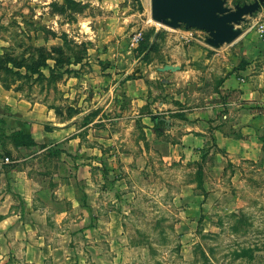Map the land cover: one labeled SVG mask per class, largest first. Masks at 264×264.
<instances>
[{
	"label": "rangeland",
	"instance_id": "1",
	"mask_svg": "<svg viewBox=\"0 0 264 264\" xmlns=\"http://www.w3.org/2000/svg\"><path fill=\"white\" fill-rule=\"evenodd\" d=\"M72 1L0 0V56L46 65L39 77L8 64L10 73L0 70V91L38 97L63 115L73 110L72 100L63 98L69 79H77L70 82L77 87L84 75L95 79L107 69L121 75L112 102L114 115L124 117L116 127L117 147L137 154L144 147L152 154L139 158L134 171L118 168L121 202H109L104 210L114 211L107 220L119 232L120 246L91 253L100 255L91 264H264V50L251 20L264 5L236 26L239 37L215 48L204 31L157 24L150 0ZM254 1L225 0V7L233 11ZM167 63H180L190 75L166 94L172 109L184 106L172 101L181 94L186 109L206 112L200 108L213 106L215 121L202 126L210 135L198 153L181 151L182 127L190 120L184 113L163 114L159 103L166 88L160 80L146 79V104L129 95L127 81L144 79L145 70ZM228 79L232 84L225 88ZM147 114L152 128L139 117ZM107 116L110 106L102 117ZM94 117L91 112L83 123ZM5 126L0 119V146L13 144L8 137L17 132L6 135ZM220 131L229 138V152L213 137ZM171 146L178 160L162 161ZM61 254L43 253L42 264H54ZM6 258L0 250V264Z\"/></svg>",
	"mask_w": 264,
	"mask_h": 264
},
{
	"label": "crops",
	"instance_id": "2",
	"mask_svg": "<svg viewBox=\"0 0 264 264\" xmlns=\"http://www.w3.org/2000/svg\"><path fill=\"white\" fill-rule=\"evenodd\" d=\"M164 65H175L179 70L159 72L160 67L155 71L145 70L146 78L126 82L129 95L133 102L146 104V79L160 80L166 88L165 100L159 103L160 109L166 111L163 114L184 113L190 120L182 127L181 151L198 153L195 150L202 148L210 135L205 137L202 126L215 121L211 115L213 106L200 108L207 109L206 112L186 109L188 103L181 94L172 101L184 106L172 109L166 94H171L175 82L185 83L179 81L187 80L190 75L180 63ZM120 76L107 69L95 79L84 75L85 80L81 78L77 87L76 83H70L77 79H69L64 85L63 98L72 100L68 104L73 110L70 114L64 111L63 115L55 114L54 108L47 107L38 97L23 98L19 92L0 91V119L6 124L5 134L20 131L35 143L30 147L8 143L0 146V160L7 158L10 162L0 164V250L7 253L4 264H42L43 253H62L54 264H91L100 258L99 254L91 253L119 248V232L107 220L114 219V211L108 213L104 207L109 202L115 205L120 201L116 192L124 180L118 177V168L134 171L139 158L148 160L152 154V150L144 147L139 154L133 149L120 150L115 141L121 136L116 127L124 120L114 115L117 109L112 105L119 93ZM229 84H232L229 79L224 81L225 88ZM109 106L112 117H102ZM91 112H95V117L83 123ZM151 115L139 116L148 128H152ZM129 123L132 125L135 120ZM129 129L132 127L128 126ZM220 133L219 137H213L229 152V138ZM177 156L171 146L161 160L175 161Z\"/></svg>",
	"mask_w": 264,
	"mask_h": 264
},
{
	"label": "water",
	"instance_id": "3",
	"mask_svg": "<svg viewBox=\"0 0 264 264\" xmlns=\"http://www.w3.org/2000/svg\"><path fill=\"white\" fill-rule=\"evenodd\" d=\"M153 20L172 29H198L208 34L206 42L219 47L234 41L240 35L236 26L252 16L264 5V0L235 6L234 10L225 7V0H150ZM159 72L178 71L173 65H164Z\"/></svg>",
	"mask_w": 264,
	"mask_h": 264
},
{
	"label": "trees",
	"instance_id": "4",
	"mask_svg": "<svg viewBox=\"0 0 264 264\" xmlns=\"http://www.w3.org/2000/svg\"><path fill=\"white\" fill-rule=\"evenodd\" d=\"M64 2L67 4L73 3L72 0H64ZM78 61H79V59H77V62ZM56 63H57V61H55V64ZM8 64H11L12 68H14V69H17V70L24 69L26 74H30V75L37 74L39 77L43 76V74L40 71V68L46 66L44 61H41L40 63H33V62L32 63H25V62L23 63L16 58L6 59V58L0 56V70H3L4 72L10 73L11 69L7 67ZM51 71L52 70H50V72ZM50 74H52V72ZM154 132L157 135L160 134V130L158 128H154ZM8 138L11 139V141L13 142V145H15L16 147H18V146L30 147V146L35 145V143L30 138V136L25 135L20 131L11 133Z\"/></svg>",
	"mask_w": 264,
	"mask_h": 264
},
{
	"label": "built area",
	"instance_id": "5",
	"mask_svg": "<svg viewBox=\"0 0 264 264\" xmlns=\"http://www.w3.org/2000/svg\"><path fill=\"white\" fill-rule=\"evenodd\" d=\"M251 20L252 29L254 30L255 36L264 50V12L258 13L255 17H252ZM8 163L9 160L7 158H3L0 160V164Z\"/></svg>",
	"mask_w": 264,
	"mask_h": 264
}]
</instances>
